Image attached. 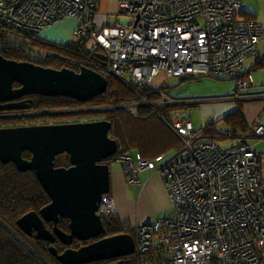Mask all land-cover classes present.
Masks as SVG:
<instances>
[{"label":"built area","instance_id":"2783aa9c","mask_svg":"<svg viewBox=\"0 0 264 264\" xmlns=\"http://www.w3.org/2000/svg\"><path fill=\"white\" fill-rule=\"evenodd\" d=\"M241 3L119 0L124 21L97 28L96 0H0V49L18 46L26 35L39 36L63 18L80 16L73 36L87 37V46L105 56L96 60L97 66L140 98L124 108L156 112L160 106L182 104L159 90L161 99L152 103L149 93L137 91L161 70L168 77L230 78L241 90L252 86L250 75L238 76L243 63L259 55L264 28L239 15ZM173 113L166 123L182 142L173 157L157 164L161 156H116L131 182H140L143 170L158 172L173 206L163 218L121 223V232L133 237V264H264V155L245 143L221 146L216 139L232 135L225 126L208 133L196 129L187 114ZM251 131L263 137L264 120L258 117ZM111 213L117 214L115 204L103 195L98 214L105 218Z\"/></svg>","mask_w":264,"mask_h":264},{"label":"water","instance_id":"95a60500","mask_svg":"<svg viewBox=\"0 0 264 264\" xmlns=\"http://www.w3.org/2000/svg\"><path fill=\"white\" fill-rule=\"evenodd\" d=\"M104 60L103 54H98ZM21 84L17 90L12 82ZM107 88L106 77L86 66L78 72L68 68H46L28 61H16L0 54V100L24 93L48 96H68L86 101ZM117 108H124L123 105ZM111 122L107 119L52 125L0 129V161H12L18 170L31 169L49 197L38 211H29L16 220L26 236L34 231L36 238L68 246L73 239L91 241L79 248H65L58 253L49 246L50 253L61 264H86L130 255L134 241L130 233L99 238L104 232L98 214L103 194L110 191V167L101 163L117 151V142L109 137ZM21 150L31 152L29 160L21 157ZM69 155V168L54 167L56 154ZM59 217L69 220V232L57 227ZM44 221L52 222L51 230ZM120 264V263H119Z\"/></svg>","mask_w":264,"mask_h":264},{"label":"trees","instance_id":"16d2710c","mask_svg":"<svg viewBox=\"0 0 264 264\" xmlns=\"http://www.w3.org/2000/svg\"><path fill=\"white\" fill-rule=\"evenodd\" d=\"M94 7H96V4ZM242 11H240L239 15L244 17L245 20L256 21L253 19L252 14L250 15L249 12ZM77 39L76 42L69 40L63 45H59L48 43L43 41L39 36L29 34L25 36V39L23 38L21 40L18 46H7L6 48H2L0 52L1 55L7 59H15L18 61H32L36 59L43 63L45 67H53L63 62L65 65L75 66L77 68L79 64H77L78 62H76V60L78 61L79 57L75 54L77 51L74 49L79 47L78 52H83L86 56V60L89 58L91 52H97L96 49L87 46L89 41L87 37ZM64 46L69 50L63 51L62 47ZM34 53L38 54L40 57L36 56ZM83 62L85 66H88L86 63L87 61ZM94 67V69H97V72L106 77V91L92 97L86 101V103H79L77 102L78 100L70 98H60L63 104L57 101L54 106L87 105L103 107L99 115H102V118L104 117L111 122L108 135L116 140L118 146L112 158L107 159L109 165L112 160L116 159L118 154L129 153L133 156L139 154L141 158L147 160L155 159L170 151H176L174 153L175 155L181 147V141L179 136L167 125L166 122L170 119L167 118V115L174 112L171 110L176 108L181 109L184 105L173 104L162 108L157 107L156 112H152L148 107H139L137 109L115 108L116 106L124 104H138L140 98L136 91L128 87L122 81L114 76L111 78L107 73L103 72L102 69L97 66L96 61L94 62ZM259 68L264 69V53H259L256 58H253L249 68L243 71L241 70L238 77L243 78L249 76L252 70ZM201 77L202 75H196L184 79L199 80ZM212 77L222 78L217 76ZM236 89L239 90L238 88ZM158 90L161 91L162 88L153 87L151 84L137 89L141 95L149 93L147 98L149 101H155L160 97ZM164 90H167L166 87H164ZM236 93L238 94V92ZM173 98L179 99L174 96ZM262 101L263 109L261 113L264 112V99ZM244 102L245 101L242 100L236 101L237 108L233 112L223 116L229 126H223L231 130L232 135L230 139L236 137L241 139L235 144L245 143L250 147V144L244 140L246 138L245 136H256L253 135L252 131L248 134L250 127L247 126L245 115H243L244 113L241 111ZM159 109H162V111ZM178 112L183 113L182 111ZM218 121L219 119L216 121L209 120L199 129H203L208 133H213L214 130L217 131L216 128L218 127H216L215 124ZM48 202V195L43 190L32 171L16 172L9 164L0 163V264H61L48 249L49 246L53 245L57 252L61 253L66 247L60 243V241L51 244L36 238L34 235L26 236L16 225V220L23 214L29 211H38ZM122 222L129 223L119 218L114 213L103 218L104 232L100 234L99 238L122 233ZM45 225L47 226V224ZM57 227L63 231L66 230V220L60 219ZM89 242L91 241L83 242L72 240V243L68 247L76 249ZM150 253L149 251V254ZM132 258V255L119 257L117 258L118 264H133ZM94 263L95 262L86 264ZM103 263H106V261H101L100 264Z\"/></svg>","mask_w":264,"mask_h":264},{"label":"crops","instance_id":"0c3cea01","mask_svg":"<svg viewBox=\"0 0 264 264\" xmlns=\"http://www.w3.org/2000/svg\"><path fill=\"white\" fill-rule=\"evenodd\" d=\"M118 2L119 0L96 1L95 12L93 13L95 27L100 28L124 21L125 18L119 11ZM78 23L76 17L64 18L45 30L44 36L56 41L61 42L65 40L64 42H67L73 39L72 33ZM262 53L260 51V54ZM235 95L237 96L238 94L236 93ZM244 95L243 97H236L235 100L240 99L245 101L241 107V111H243L246 118L249 117L250 120L255 121L256 115L263 109L264 88L256 89L251 86L244 91ZM248 95L251 98H247ZM182 105L185 106L184 101H182ZM200 108L202 114L206 115L211 112L212 114L208 115H213L212 118L217 119L221 115L225 116L233 112L237 108V105L236 101H229L206 104ZM118 162L120 166L110 171L109 193V197L115 204L117 216L129 223H147L169 215L171 212L168 214L166 212L171 202L166 195L159 173L152 170H143L139 173L140 182H131L129 181V174L122 171V164L119 160Z\"/></svg>","mask_w":264,"mask_h":264},{"label":"rangeland","instance_id":"374dc122","mask_svg":"<svg viewBox=\"0 0 264 264\" xmlns=\"http://www.w3.org/2000/svg\"><path fill=\"white\" fill-rule=\"evenodd\" d=\"M242 10L245 12H249L250 15L252 14L253 19H255L258 23L262 24L264 28V0H242L241 11ZM76 18H77V21L79 22L78 23L79 25L82 21V17L77 16ZM49 27H46L43 30H41V32L39 33V37L43 41H46L48 43L63 45L64 44L63 42L65 40L60 42V41H56L54 39L44 36V31L47 30ZM72 38H73V40L71 39L72 42L77 41L75 36H73ZM258 48H259V52L261 51L264 53V40H262L259 43ZM34 54L40 57L38 54L36 53ZM252 61L253 59L246 60L243 63L241 69L245 70L249 68ZM107 75H109L111 78L113 77L112 75L108 73ZM250 75L252 76V86L254 88L256 89L264 88V69L259 68L256 70H252ZM125 78L128 79L127 75L125 76ZM151 86L156 87V88H162L161 91L170 98H173V96L182 98L178 100L184 101L185 106H182L181 109L176 108L171 111H182L183 113L187 114L196 129L206 124L213 117V115H208V114H212L211 112L207 113L206 115L202 114L200 107H202L203 105H206V104L209 105L212 103L239 101L240 99L235 100L236 97L245 96L244 91H246V90H241V89L237 90L235 81L230 78L218 79L212 76H202L201 78H199V80H193V79L182 80L181 78H177V77H168L165 71H162V70L158 73L156 77H154V79L151 82ZM164 87H166L167 90H164ZM236 92H238L237 96L234 94ZM160 99L161 98L159 97L157 100L151 101V102L157 103L159 102ZM160 108H162V106H160ZM131 109H135V108L132 107ZM159 110L162 111V109H159ZM173 116H175V113L168 114L167 118H171ZM223 116L224 115H221L217 118L219 119V121L215 124L216 127L227 125ZM257 117H259L261 120H264V112L263 113L260 112L259 114H257L255 121L250 120L249 117L248 118L245 117L246 118L245 122H247L246 123L247 126L250 127L249 129L250 131L248 130L249 131L248 134H250L252 126L256 123ZM217 119L215 118L214 120L216 121ZM82 120H86V118H82ZM245 137L246 138L244 140H246V142L250 144V148L252 150L264 155V136L263 137H254V136L250 137L246 135ZM240 140L241 139L239 137H236L233 139H227V140L218 138L216 139V142L219 143L221 146H227L230 144H235ZM175 152L176 151H170L166 153V155L161 156L160 160H158L156 163L160 164L166 161L168 158L173 156ZM118 166H120V163L118 162V160L117 159L112 160L110 163V171L117 169ZM262 167L264 170V162H263ZM172 210H173V206L171 203H169L168 211L166 212V214L172 212ZM105 261L107 264H118L117 258L109 259ZM100 263L101 261H97L94 264H100Z\"/></svg>","mask_w":264,"mask_h":264},{"label":"flooded vegetation","instance_id":"af4514ba","mask_svg":"<svg viewBox=\"0 0 264 264\" xmlns=\"http://www.w3.org/2000/svg\"><path fill=\"white\" fill-rule=\"evenodd\" d=\"M63 43H66V42H63ZM3 48H6V47H3ZM62 48H63V51L69 50L66 46ZM78 49L79 47H77V49H74V50L77 51L75 54H77V56L80 58V59L78 58V61L76 60V62H78L77 64H79V67L76 68L75 66H68V65L63 64V62H61L58 65H55L53 67H46V68H53L57 70L61 68H68L75 72H78L81 66H85V64H83L84 63L83 61H87L86 63L88 66L86 67L97 71V69H94L96 67V66L94 67V62L99 59L98 54H101V53H99L98 51L91 52V54H89V58H87L86 60L85 54L83 52L82 53L78 52ZM11 60H15V59H11ZM23 61H28V60H23ZM28 62H32L36 65H41L45 67L43 63H41L39 60H36V59L32 61H28ZM20 86L21 84L17 82V80H14L12 82V88L15 90L20 88ZM60 98H70V99L77 100L73 97H68V96H48V95H43L39 93H24L18 96L16 95L15 97H12L10 99L0 100V129L73 123V122H82V121H96L100 119H105L104 117L102 118V115H99V112L103 109V107L101 106H87V105L60 106V107L54 106L57 101L63 104L60 101ZM86 101L78 100L77 102L86 103ZM82 118H86V120H82ZM20 154L23 159L29 160L31 158V152L28 150H21ZM111 157L112 156L108 158H111ZM108 158L101 160L100 162L108 164L109 163V161H107ZM0 163L2 162L0 161ZM2 164H9L11 167H13L16 170V172L21 171L17 169V166L12 161H8ZM71 165L72 164L70 163L69 155L66 152L56 154L53 158L54 167L69 168ZM27 171H32L34 173V171L31 169H27L21 172H27ZM109 193L110 191L103 195H105V197H109ZM60 219L66 220L67 229L64 231L69 232V228H68L69 220L65 217H59L57 224ZM45 224H47V226ZM44 226L45 228L51 230L53 227V224L52 222L44 221ZM34 233L35 232L33 231L31 235H34ZM73 240H76V239H73ZM56 241H59V240L56 239L55 242ZM55 242L51 244H54ZM68 246H65V247L67 248Z\"/></svg>","mask_w":264,"mask_h":264},{"label":"clouds","instance_id":"9594fccd","mask_svg":"<svg viewBox=\"0 0 264 264\" xmlns=\"http://www.w3.org/2000/svg\"><path fill=\"white\" fill-rule=\"evenodd\" d=\"M104 72V71H103ZM106 73V72H105ZM111 75V74H110ZM113 76V75H112ZM176 100H178V99H176ZM125 105H128V104H124L123 106H125ZM129 105H131V104H129ZM119 106H121V105H119ZM118 106H116L115 108H117ZM120 109H131V108H120ZM113 156V155H112ZM117 215V214H116ZM102 220H103V218H102ZM90 241V240H89ZM84 242H86V241H84Z\"/></svg>","mask_w":264,"mask_h":264}]
</instances>
